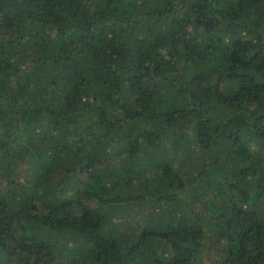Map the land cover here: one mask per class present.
I'll use <instances>...</instances> for the list:
<instances>
[{"label": "trees", "instance_id": "16d2710c", "mask_svg": "<svg viewBox=\"0 0 264 264\" xmlns=\"http://www.w3.org/2000/svg\"><path fill=\"white\" fill-rule=\"evenodd\" d=\"M213 250L264 264V0H0V264Z\"/></svg>", "mask_w": 264, "mask_h": 264}, {"label": "rangeland", "instance_id": "374dc122", "mask_svg": "<svg viewBox=\"0 0 264 264\" xmlns=\"http://www.w3.org/2000/svg\"><path fill=\"white\" fill-rule=\"evenodd\" d=\"M204 259L208 264H212V262H214L215 264V262L220 259V255L217 253L216 250H213L211 254L207 258H204Z\"/></svg>", "mask_w": 264, "mask_h": 264}]
</instances>
